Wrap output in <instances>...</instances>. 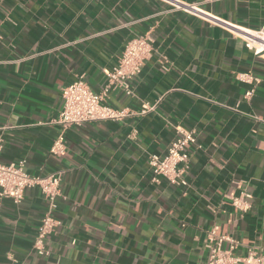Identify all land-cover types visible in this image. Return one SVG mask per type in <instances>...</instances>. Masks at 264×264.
I'll list each match as a JSON object with an SVG mask.
<instances>
[{
  "label": "crops",
  "instance_id": "0c3cea01",
  "mask_svg": "<svg viewBox=\"0 0 264 264\" xmlns=\"http://www.w3.org/2000/svg\"><path fill=\"white\" fill-rule=\"evenodd\" d=\"M199 8L220 22L161 0H0V164L63 173L46 256L32 249L49 210L40 191L19 205L0 197V264H205L213 225L239 241L236 256L264 247V52L238 36L264 27V0ZM144 34L153 48L133 96L115 90L105 100L132 115L70 127L64 154L51 155L62 89L83 76L100 91L125 43ZM245 72L257 84L239 82ZM145 103L154 108L140 115ZM176 126L200 146L185 191L152 183L147 162L166 152ZM241 193L251 197L244 214L230 201Z\"/></svg>",
  "mask_w": 264,
  "mask_h": 264
},
{
  "label": "built area",
  "instance_id": "2783aa9c",
  "mask_svg": "<svg viewBox=\"0 0 264 264\" xmlns=\"http://www.w3.org/2000/svg\"><path fill=\"white\" fill-rule=\"evenodd\" d=\"M168 4L171 10L183 11L197 17H204L206 21L220 22L217 18L203 13L202 4L215 0H198L196 3H182L178 0H161ZM211 22V23H212ZM221 24V23H220ZM240 38L245 46L255 51L264 52V27L258 31H241ZM152 39L149 34L136 36L125 43L124 49L118 59L117 65L106 71V83L100 91H93L84 81L83 76L78 77L73 83L64 87L61 92L62 107L57 117L51 122L60 132L54 139L49 153L60 157L64 154V132L70 127H79L85 123L97 121H121L132 115L127 109L116 110L105 104L106 97L111 91L119 90L126 97H132L131 82L140 74L146 60L152 53ZM167 63L161 65L163 71L168 70ZM237 80L241 83L253 86L258 80L250 72L240 73ZM253 88L245 93V98H250ZM154 108L147 103L142 105L140 115ZM175 136L163 155L151 154L148 157L150 181L158 183L165 181L167 184L180 187L185 191L189 186L187 174L190 169V161L195 150L200 149L197 143L195 131L185 130L180 126L175 128ZM2 141L0 140V151ZM63 173L56 170L44 176L32 175L25 170V161L4 165L0 164V197L10 199L14 205H19L24 193L30 189H38L48 205V211L43 215L40 225L34 236L32 249L39 256L48 255L45 246L47 237L58 226V221L51 214L56 199L60 196V184ZM250 195L241 193L238 197H231V205L244 214L250 209ZM239 241L231 235L219 233L218 226L213 225L205 237L207 260L205 264H264V247L248 248L243 257L234 255L239 248Z\"/></svg>",
  "mask_w": 264,
  "mask_h": 264
}]
</instances>
